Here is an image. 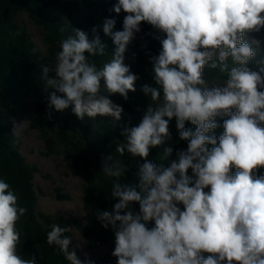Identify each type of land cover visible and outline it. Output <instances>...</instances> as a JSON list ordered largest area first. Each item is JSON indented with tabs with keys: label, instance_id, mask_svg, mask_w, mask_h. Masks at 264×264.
Segmentation results:
<instances>
[{
	"label": "clouds",
	"instance_id": "obj_1",
	"mask_svg": "<svg viewBox=\"0 0 264 264\" xmlns=\"http://www.w3.org/2000/svg\"><path fill=\"white\" fill-rule=\"evenodd\" d=\"M112 10L126 15L120 31L113 32L114 19L103 22L104 35L115 45L110 60L98 67L91 59L106 55L96 27L92 39L72 28L54 63L42 64L40 73L49 119L52 110L71 106L81 121L119 122L124 109L109 97L127 100L138 80L125 64L129 44L142 23L165 36L159 54L150 57L156 86H142L151 103L138 125L122 126L125 142L116 148L121 156L127 152L145 161L139 183L122 184L124 169L110 163L111 156L102 166L104 175L115 178L112 210L96 212L114 233L111 254L117 264H264V174L257 175L264 168V59L258 70L248 67L262 43L249 34L264 29V0H118ZM206 67L225 74L224 83L210 87ZM217 117H227L218 139ZM173 118L187 149L164 167L147 158L171 139ZM23 126L15 124L13 134L19 136ZM172 153V147L164 148L161 159ZM18 201L11 184L0 178V264H38L35 256L26 259L18 252V222L27 213ZM50 229L48 245L69 264H94L78 256L79 246L66 235L72 227L53 223Z\"/></svg>",
	"mask_w": 264,
	"mask_h": 264
},
{
	"label": "trees",
	"instance_id": "obj_2",
	"mask_svg": "<svg viewBox=\"0 0 264 264\" xmlns=\"http://www.w3.org/2000/svg\"><path fill=\"white\" fill-rule=\"evenodd\" d=\"M117 0H0V178L10 183L19 197V204L27 208V213L18 222L21 230V245L18 252L24 258L36 257L38 264H69L55 246L47 243V233L50 225L59 223L68 226L62 218L37 211L38 195L34 186V175L38 171L35 165L27 162L20 152V144L13 134L12 120L18 116L28 119V127L37 130L44 142L47 155H62L64 163L75 173L84 178V195L82 198L85 214L84 222L77 224L81 236L88 241V247L93 248L103 244L115 247V236L109 227L105 229L96 217L97 211H111L116 202L111 197V187L115 178L104 175L102 166L104 160L111 156L113 162H120L124 175L119 179L122 184L138 185L137 172L145 161L132 157L125 152H116L117 145L125 142L121 135L122 126H136L141 121L144 111L151 103L142 92V86L147 84L155 87L150 57L161 51L160 39L164 34L158 32L150 24L142 23L141 31L129 44L125 53V64L130 71L138 76L135 92L128 93L124 100L119 94L109 98L123 107L122 119L115 122L111 117H85L79 120L71 111V106L63 112L52 110L48 118L47 94L43 90L44 82L40 79L41 65L53 64L56 54L60 51V43L71 34L72 28L85 31L89 39L93 38V27L106 45V55L92 57L98 67L111 59L115 45L110 36L104 35L102 25L106 18L114 19L113 32L123 30L122 22L112 9ZM26 14L41 30L46 51L43 52L34 43L26 26L18 22L21 14ZM16 33H19L16 35ZM251 34H249V37ZM159 37V39L157 38ZM261 47L257 56L249 63L251 70H258V61L264 59V33L260 32ZM86 55H88L86 53ZM205 79L209 86L224 83L226 75L218 69L205 68ZM106 94V93H105ZM38 96L33 112L27 108L26 99ZM227 117H217L219 127L214 130L218 137L223 133V120ZM186 127L195 126L186 122ZM171 139L163 145L150 150L149 161L164 167L176 159V152L187 149V142L179 140L176 120L169 122ZM210 135L213 133H209ZM172 147L173 153L167 160L161 159L164 148ZM211 148V145L208 146ZM235 168L232 169L234 174ZM191 175V170H189ZM264 174L261 168L257 175ZM59 199L69 197L57 194ZM183 210V205H178ZM132 209L139 211V204L134 203ZM154 227V221L149 222ZM71 237V233H66ZM73 245H75L73 243ZM78 256L82 259L80 249ZM207 256V253H203ZM94 264H117L112 254L104 261H94Z\"/></svg>",
	"mask_w": 264,
	"mask_h": 264
},
{
	"label": "rangeland",
	"instance_id": "obj_3",
	"mask_svg": "<svg viewBox=\"0 0 264 264\" xmlns=\"http://www.w3.org/2000/svg\"><path fill=\"white\" fill-rule=\"evenodd\" d=\"M118 0L114 3L116 4ZM126 14L121 11L117 16L122 22ZM18 22L26 26L31 40L43 51L46 47L43 43L41 30L26 15L21 14ZM123 29V27H122ZM264 33V29H263ZM260 33H251L250 37L259 39ZM38 96L26 99L27 108L34 111ZM24 122L19 136L15 135L20 144V152L28 163L35 165L38 171L34 175V186L38 195L37 211L50 214L55 218H62L72 227L71 239L78 245L82 259L87 255L92 261H104L110 254L113 245L103 244L93 248L88 247L86 241L77 229L78 223H83L85 208L82 201L84 195V178L75 173L63 161L62 155H47L44 142L37 130L28 127V119L18 116L12 120V126ZM66 195L69 198L59 199L57 194Z\"/></svg>",
	"mask_w": 264,
	"mask_h": 264
}]
</instances>
